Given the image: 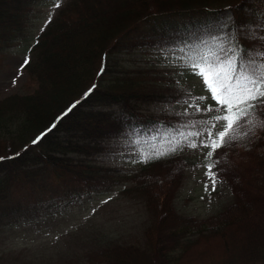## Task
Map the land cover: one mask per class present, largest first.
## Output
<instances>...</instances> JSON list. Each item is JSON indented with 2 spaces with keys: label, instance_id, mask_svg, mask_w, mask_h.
I'll return each instance as SVG.
<instances>
[{
  "label": "trees",
  "instance_id": "trees-1",
  "mask_svg": "<svg viewBox=\"0 0 264 264\" xmlns=\"http://www.w3.org/2000/svg\"><path fill=\"white\" fill-rule=\"evenodd\" d=\"M41 1L0 0V46L25 37ZM232 43L264 61V0H65L29 48L25 89L0 97V231L42 214L30 209L68 207L130 181L125 191L148 214L143 242L106 244L88 263L264 264V126L242 119L243 131L208 156L233 198L206 217L172 203L197 165L188 152L155 154L130 171L99 159L106 149L159 144L152 135L181 142L211 113L169 112L192 94L165 82L167 69L129 66L123 53L156 46L184 57ZM256 116L264 119V106Z\"/></svg>",
  "mask_w": 264,
  "mask_h": 264
},
{
  "label": "rangeland",
  "instance_id": "rangeland-1",
  "mask_svg": "<svg viewBox=\"0 0 264 264\" xmlns=\"http://www.w3.org/2000/svg\"><path fill=\"white\" fill-rule=\"evenodd\" d=\"M64 1H41L25 29V37L0 46V97L25 89L26 72L22 65L29 57V48L39 30ZM123 54L121 61L129 66L143 64L153 70L167 69L160 73L165 75L163 80L177 84L186 90L185 93L192 94L167 105L169 112L209 109L211 113L210 117L201 120L192 129L196 135L186 137L181 142L152 135L149 139H159V144L149 141L150 144L141 148L106 149L99 159L122 165L123 171H130L137 169L144 159L165 151L173 152V148L188 152L197 165L186 170L173 206L181 214L197 217L216 213L231 202L233 195L229 184L217 175L215 190L212 189L208 174V166L211 165L208 152L211 149L203 144L209 143L210 138H215L223 130L224 121H217L214 117L225 113L212 99L202 77L192 68L182 65V56L177 48L139 47ZM164 106L149 104L145 109L159 112ZM192 143L196 147H191ZM211 171L214 173L213 168ZM130 185L128 181L113 185L105 193L85 194L68 207H53L49 203L43 208L30 209L42 214L0 231V264H61L66 260H73L75 264H90L87 262L89 253L106 244L142 243L148 214L143 200L133 192L125 191Z\"/></svg>",
  "mask_w": 264,
  "mask_h": 264
},
{
  "label": "snow or ice",
  "instance_id": "snow-or-ice-1",
  "mask_svg": "<svg viewBox=\"0 0 264 264\" xmlns=\"http://www.w3.org/2000/svg\"><path fill=\"white\" fill-rule=\"evenodd\" d=\"M261 55L264 56V53ZM246 57L247 52L243 51L238 43H232L228 49L221 48L219 53L208 48L206 51L201 50L182 57L185 65L202 77L212 99L225 113L214 117L217 121H224L223 130L219 131L215 138H210L209 143L203 144L204 147L211 149L208 152L209 157L216 149L236 138L238 131H243L240 126L242 119H246L250 128L255 127L257 123L264 126V119L256 116V109L264 106V61L256 63ZM24 63L27 64L28 60L26 59ZM188 135H196V133ZM39 140L40 137H37L33 143ZM190 146L196 147V144L192 143ZM172 151L175 149L173 148ZM166 154L159 153L156 158ZM212 167L214 165L208 166V174L212 189L215 190L217 181L216 174L211 171Z\"/></svg>",
  "mask_w": 264,
  "mask_h": 264
}]
</instances>
